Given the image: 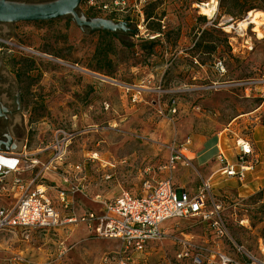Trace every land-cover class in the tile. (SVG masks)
<instances>
[{"label": "rangeland", "instance_id": "1", "mask_svg": "<svg viewBox=\"0 0 264 264\" xmlns=\"http://www.w3.org/2000/svg\"><path fill=\"white\" fill-rule=\"evenodd\" d=\"M126 1L127 9L117 20L131 23L137 35L93 33L70 18L0 25V36L6 40L1 59L10 78L17 79L23 98L25 137L19 154L28 159L19 169L28 171L21 178L43 173L42 182L62 221L76 204L88 205L96 196L113 199L123 192L138 195L144 181L168 178L165 167L173 150H194L209 141L205 157L196 164L199 169L218 153L217 140L233 159L235 142H252L256 129L264 126V27L259 29L261 37L254 25L243 33L237 26L227 32L252 12L264 14V0H217L213 20L198 8L210 0H156L143 8L137 0ZM78 13L110 19L84 3ZM57 157L61 159L55 161ZM33 160L39 164L29 169ZM51 162L53 171L47 172ZM256 174L243 183L221 173L213 178L212 195L231 241L199 217L185 219L170 228L167 238L134 253L133 264H199L198 259L211 264L213 259L219 263L224 254L237 260L249 255L264 264V174ZM173 176L188 188L198 183L192 167L178 164ZM13 177L8 173L0 184L2 202L14 197L7 184ZM62 190L69 210L59 200ZM64 228L1 233L0 264L14 259L30 264H100L106 255L120 252L119 242L100 240L84 226ZM176 239L187 240L188 247L182 251Z\"/></svg>", "mask_w": 264, "mask_h": 264}, {"label": "built area", "instance_id": "2", "mask_svg": "<svg viewBox=\"0 0 264 264\" xmlns=\"http://www.w3.org/2000/svg\"><path fill=\"white\" fill-rule=\"evenodd\" d=\"M156 0H137L139 7L143 8L150 2ZM87 9L95 13L105 14L114 22L120 21L117 18L125 13L127 9L126 0H113L104 2L100 0H86ZM216 13L209 20H213ZM145 22V19L142 20ZM121 22V21H120ZM131 24V23H130ZM132 25V24H131ZM250 26V25H249ZM218 68L223 69L221 63ZM264 100V93L261 95ZM137 97H134L136 100ZM175 114L176 109H172ZM236 159L230 162L226 155L219 148V160L224 166L208 179L198 177L195 189L188 191L178 187L174 182L173 171L179 162H184L191 167L195 157L190 156L188 151L173 150L169 163L165 169L170 176L162 181L146 180L142 183L138 195L123 192L113 199H103L96 196L94 201L99 205V210L88 211L80 217L70 215L64 221L55 206L54 200L48 187L42 182L43 173L37 174L30 179L21 178L18 174L28 171L19 169V165L28 159L23 154L2 153L6 157L15 158L18 162V169L11 170L14 173L13 180L9 184V192H13V200L8 204L0 201V234L6 231H20L21 233L32 232H56L61 227L84 226L93 236L100 240L119 242L120 252L116 257L106 255L100 264H133L134 253H141L145 247L153 242L164 240L169 235L171 227L185 219L199 217L209 227L213 228L224 240H230L227 226L220 214V205L212 195L213 178L221 173L228 179H235L240 183L247 180L248 175L257 171L261 161L256 155L252 144L249 141L238 140L236 143ZM57 157L55 161L60 160ZM54 162V161H53ZM53 162L47 164L46 171L52 172ZM39 164L37 160L31 161L29 169H35ZM0 178V184H4ZM63 182L68 184L69 177L63 176ZM60 202L65 210H69L70 202L67 200L66 191L58 192ZM211 206V208H209ZM176 243L182 246V251L188 247L187 240L176 239ZM61 257L67 254L64 243H61ZM236 250L245 254L241 247L235 246ZM264 252V248H263ZM183 254L180 256L182 257ZM247 260H237L226 254L221 256L217 263L214 259L211 264H263L258 259L246 255ZM202 263L199 259L197 260ZM5 264H30L20 259H14L11 263Z\"/></svg>", "mask_w": 264, "mask_h": 264}, {"label": "water", "instance_id": "3", "mask_svg": "<svg viewBox=\"0 0 264 264\" xmlns=\"http://www.w3.org/2000/svg\"><path fill=\"white\" fill-rule=\"evenodd\" d=\"M85 1L86 0H55L48 3L28 4L0 0V25L50 22L70 18L79 28L83 30L88 29L93 33L108 32L113 34L124 33L137 35L138 30L132 29L130 23H115L108 19H90L83 13L79 14L78 10ZM5 41L6 40L0 42V48L6 46ZM6 146L7 148L4 151L0 149V154H19L21 153L20 148L23 146V143L20 146L17 142L12 143L10 140ZM11 170H9L8 173H10ZM8 173H0V178L4 175H8Z\"/></svg>", "mask_w": 264, "mask_h": 264}, {"label": "flooded vegetation", "instance_id": "4", "mask_svg": "<svg viewBox=\"0 0 264 264\" xmlns=\"http://www.w3.org/2000/svg\"><path fill=\"white\" fill-rule=\"evenodd\" d=\"M1 41L3 42L4 39L0 36ZM2 51L3 49L0 48V64L2 63L0 65V149L4 151L10 140L19 145L23 143L25 134L21 116L22 92L17 79L10 78L7 67L2 62Z\"/></svg>", "mask_w": 264, "mask_h": 264}, {"label": "crops", "instance_id": "5", "mask_svg": "<svg viewBox=\"0 0 264 264\" xmlns=\"http://www.w3.org/2000/svg\"><path fill=\"white\" fill-rule=\"evenodd\" d=\"M240 140H243V139H240ZM211 141V140H210ZM238 141V140H237ZM209 142V141H208ZM207 142V143H208ZM223 141L222 140H217V149H218V153L216 154V156H212L213 158H211V160L209 159L208 161H206V162H204L205 164L201 167V168H199V169H197L196 168V164H197V162L201 159V158H203V157H205V155H206V152H205V147H206V144L205 145H203V146H201V147H198L197 149H194V150H187L186 149V151H188V153L187 154H190V156H192V157H195L196 158V161H194V162H192V164H191V167H192V169H194V171L196 172V176H195V180H197L198 181V177L200 176V177H202V178H205V179H208L209 177H211L212 176V174H214L215 172H217V171H219L220 169H221V167H223L222 165H221V162H220V160H219V148L221 149V151L226 155V157H227V159L230 161V162H234L235 161V159H236V155H235V157L233 158V159H229V156H228V154H227V151H224V146H223V143H222ZM251 144H252V147H253V149H254V151H255V153H256V155L258 156V158H260V161H261V164H260V166H259V168L257 169V171H256V175H258V174H264V126H262V127H260V128H257L256 129V132L254 133V135H253V140H252V142H250ZM234 146H236V142H235V144H234ZM234 149H235V147H234ZM22 152V151H21ZM230 152V150H228V153ZM232 153V152H231ZM215 158V159H214ZM213 159V160H212ZM178 164H180L181 166H186L187 167V165L184 163V162H179ZM177 164V165H178ZM222 164H224V163H222ZM197 175H198V177H197ZM252 175V174H251ZM19 176H22L21 174L19 175ZM249 176V175H248ZM260 179V178H259ZM13 180V179H12ZM174 181H176V179H174ZM196 181V182H197ZM175 184L178 186V187H181V188H185V189H187L188 191H190V190H192V189H195L196 187L195 186H193L192 188H188V186H185V185H180L179 183L177 184L176 182H175ZM194 184H195V182H194ZM197 186V185H196ZM195 187V188H194ZM140 190V189H139ZM9 194L12 196L13 195V192H9ZM10 195H9V197H10ZM134 195V194H133ZM14 198V197H13ZM13 200V199H12ZM11 201V200H10ZM10 201L9 202H2V203H4V204H8V203H10ZM74 201H76V200H74ZM73 201V202H74ZM88 205H84V204H81L82 206H80L79 204H76V205H78V207H79V213H77L76 212V210H75V208H74V210H73V212H72V214L71 215H73V216H75V217H80L81 215H83L84 213H86V212H88V211H92V210H95V211H97V210H99V205L94 201V199H92V201L90 200V201H88V203H87ZM75 205V206H76ZM72 211V210H71ZM65 228H70L71 229V227H65ZM64 228V229H65Z\"/></svg>", "mask_w": 264, "mask_h": 264}, {"label": "bare ground", "instance_id": "6", "mask_svg": "<svg viewBox=\"0 0 264 264\" xmlns=\"http://www.w3.org/2000/svg\"><path fill=\"white\" fill-rule=\"evenodd\" d=\"M218 6L219 4L217 0H210L207 3L199 5L198 8L201 10V14L203 16L212 17L213 14L218 11ZM249 25H254L256 27L255 32L259 33V37H261L259 29L261 27H264V14L262 12H252L244 21L227 27V32L230 33L231 30H233L237 26V30L239 31V33H243L247 30ZM11 169H13V171H16L18 169V163L16 162V159L12 157L8 158L5 155H0V173H8ZM75 210L77 213H79L80 210L78 205L75 206Z\"/></svg>", "mask_w": 264, "mask_h": 264}, {"label": "trees", "instance_id": "7", "mask_svg": "<svg viewBox=\"0 0 264 264\" xmlns=\"http://www.w3.org/2000/svg\"><path fill=\"white\" fill-rule=\"evenodd\" d=\"M105 34L106 35H108V36H114V37H116V38H120V36L122 35H126V34H124V33H121V34H113V33H108V32H105ZM122 44L124 45V46H126V47H128V46H130L129 44H127L126 42H124V41H122Z\"/></svg>", "mask_w": 264, "mask_h": 264}]
</instances>
